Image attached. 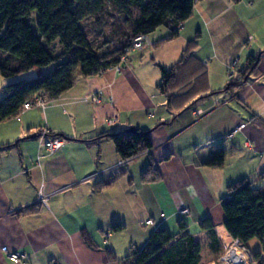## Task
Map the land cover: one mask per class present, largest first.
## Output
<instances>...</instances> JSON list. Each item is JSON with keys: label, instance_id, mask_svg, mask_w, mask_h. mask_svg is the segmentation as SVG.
<instances>
[{"label": "crops", "instance_id": "0c3cea01", "mask_svg": "<svg viewBox=\"0 0 264 264\" xmlns=\"http://www.w3.org/2000/svg\"><path fill=\"white\" fill-rule=\"evenodd\" d=\"M169 37V30H158L122 73L84 78L78 72L74 87L47 109L0 124V148L11 147L0 152V264H16L3 247L25 255L22 264H120L155 231L180 234L181 222L202 244V264H216L201 223L212 221L224 248L232 238L221 206L228 188L241 181L264 188L258 181L264 173V0H202L177 38ZM192 42L200 62L188 70L203 67L206 77L194 83L191 106L174 119L184 101L170 110L158 90L161 68L176 66ZM251 57L259 58L258 69L229 90ZM233 65L237 77L230 79ZM1 84L4 97L8 84ZM131 129L154 131L153 149L123 161L113 142L100 138ZM45 135H61V151L50 155L42 146ZM216 148L229 151L218 170L203 165ZM151 161L161 179L143 182ZM121 170L112 186L95 192L97 183ZM114 225L124 228L116 233ZM256 242V250L249 249L264 252Z\"/></svg>", "mask_w": 264, "mask_h": 264}, {"label": "trees", "instance_id": "16d2710c", "mask_svg": "<svg viewBox=\"0 0 264 264\" xmlns=\"http://www.w3.org/2000/svg\"><path fill=\"white\" fill-rule=\"evenodd\" d=\"M195 6L194 0H0V77L11 79L54 65L49 74L6 87V96L0 101V124L18 117L24 104L34 97L43 96L52 103L58 100L74 87L77 72L84 78L108 72L120 64L138 36L150 37L165 28L170 32L168 41L177 38ZM90 21L92 32L104 35L105 25L111 28L108 40L105 39L101 46L95 45L90 38L87 30ZM55 45L61 49L58 54L53 50ZM197 46V42L190 43L173 68H161L162 81L158 90L167 97L170 110L184 101L174 119L191 106L187 104L193 96L194 83L206 77L203 67L198 71L188 70L192 63L199 65L200 61L194 55ZM258 61V57H251L248 67L239 72L242 80L229 84L227 88H240L247 77L256 72ZM209 96L212 95L206 98ZM153 132L131 129L103 135L100 139L112 141L121 159L128 161L153 149ZM48 137L61 139V135ZM10 149L0 148V152ZM228 155V149L216 148L212 158L203 165L222 169ZM124 173L121 170L108 180L97 183L95 192H103ZM150 179H161L153 161L142 174L143 182ZM258 181L264 182V173ZM228 193L230 196L222 200L221 206L229 235L248 249L252 241L264 244V188L257 189L253 183L241 181L231 185ZM123 228L114 225L111 230L118 233ZM180 228L177 235L166 229L155 231L142 250L133 252L120 264H202V244L187 232V226L182 222ZM200 229L210 239V251L220 258L224 248L212 221L205 219ZM82 237L90 248H96L88 233L83 232ZM251 253L260 264H264V252Z\"/></svg>", "mask_w": 264, "mask_h": 264}, {"label": "built area", "instance_id": "2783aa9c", "mask_svg": "<svg viewBox=\"0 0 264 264\" xmlns=\"http://www.w3.org/2000/svg\"><path fill=\"white\" fill-rule=\"evenodd\" d=\"M196 5L200 3L202 0H194ZM181 30V26L179 28ZM152 45L149 36L141 35L134 39L132 47L126 52V55L121 58L120 64L112 67L109 69L108 72L112 73H122V71L125 69V67L129 63L130 55L135 52H143L147 47H150ZM105 72V73H108ZM105 73H101L100 75H103ZM236 65H233L231 69L229 70V77L230 79H234L237 77L236 74ZM93 102L96 104L101 103L100 98H94ZM52 102H50L46 97L43 96H37L34 97L33 100L28 101L24 104L21 114L25 112L32 111L34 109H47L48 106H50ZM20 114V115H21ZM19 115V116H20ZM18 116V117H19ZM116 119L110 120L109 124L113 125L115 124ZM245 126H242L244 128ZM234 134V133H233ZM230 135V138L233 136ZM47 136V135H45ZM65 141L63 139H52L48 136L43 141L42 146L46 149V151L50 155H55L61 149L64 147ZM125 165V162H121L120 166L123 167ZM41 202L43 204H46V199L43 195H41ZM189 211L185 210L182 214L186 215ZM147 226H153V221H148ZM2 252L6 254L9 258V260L16 264H22L27 259L25 255H20L18 253L11 252L8 247H3ZM216 264H260L253 256L251 251L242 244V242L238 239L230 238V240L224 245V252L218 262Z\"/></svg>", "mask_w": 264, "mask_h": 264}, {"label": "rangeland", "instance_id": "374dc122", "mask_svg": "<svg viewBox=\"0 0 264 264\" xmlns=\"http://www.w3.org/2000/svg\"><path fill=\"white\" fill-rule=\"evenodd\" d=\"M90 23V25L88 24V27H87V30L90 32V38L92 39V40H94V42H95V45H97V46H101V45H103L104 44V40L105 39H107L108 40V37H109V35H110V33H111V28L109 27V25H105V27H104V35L101 33V34H98V33H95V32H92L91 30V26H92V23H91V21L89 22ZM161 30H163V28L161 29ZM53 50L58 54V53H60V51H61V49L59 48V46L58 45H55L54 47H53ZM140 53H142V52H135V53H132L131 55H130V59L133 57V56H135V57H137V56H141V54ZM54 69V65H50V66H48V67H45V68H42V69H35V70H32V71H30V72H27V73H25V74H22V75H20V76H18V77H15V78H11V79H4V78H2V77H0V101H2L4 98H5V96L4 97H2L1 96V92H2V87H3V85L1 84V83H3V82H5V81H7V84L9 85V84H13V83H16V82H19V81H23V80H26V81H29V80H33V79H36V78H38L39 76H41V75H46V74H49L52 70ZM78 73V72H77ZM228 77H229V75H228ZM230 78V77H229ZM242 79H240V81H241ZM254 187H257V186H254ZM255 243H257L256 241L253 243V244H250V249L251 250H253V251H255L256 249H255ZM259 250L261 251V252H263V250H261V247L259 248ZM222 256V255H221ZM220 256V257H221ZM220 259V258H219ZM218 259V260H219ZM218 260L216 261V262H218Z\"/></svg>", "mask_w": 264, "mask_h": 264}]
</instances>
